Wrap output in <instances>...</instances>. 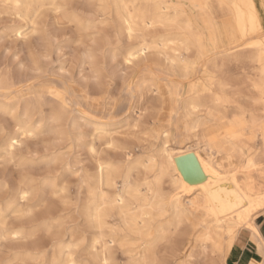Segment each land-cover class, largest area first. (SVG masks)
Here are the masks:
<instances>
[{"label": "bare ground", "instance_id": "1", "mask_svg": "<svg viewBox=\"0 0 264 264\" xmlns=\"http://www.w3.org/2000/svg\"><path fill=\"white\" fill-rule=\"evenodd\" d=\"M46 1L0 0L15 10ZM89 1L97 4L104 18L114 15L119 32L133 42L121 54L125 65L140 62L145 67L144 61L150 59L170 72L155 76L166 83L176 81V109L165 113L162 92L149 91L148 83L143 91L137 90L135 78L118 92L128 94L130 103L117 122L93 117L67 86H61V97L37 95L56 103V115L75 111L93 118L89 122L95 136L107 138L108 149L122 152L119 159L103 158L90 145L94 169L79 177L75 200L91 237L77 239L71 234L51 253L49 264H192L198 258L206 264H225L235 234L241 228L255 229L254 215L264 212V0ZM186 7L204 16L207 29L197 28ZM12 87L11 81L0 80V92L8 94ZM144 92L154 100L153 112L143 124L146 137L124 144L113 134L122 128L139 129ZM135 110L133 119L129 112ZM208 115L220 118L205 128L201 120ZM177 116L181 134L187 140L195 138L182 147L171 144L170 126ZM161 121L169 127L150 155L146 151L154 138L150 126ZM34 130L25 122L16 133L32 135ZM18 142L16 136L9 137L3 152L9 154ZM34 194V188L20 185L5 206L0 205V224H5L6 209L18 213L25 207L30 214L46 201L31 198ZM191 230L198 246L180 257ZM35 250L33 259H38L41 249Z\"/></svg>", "mask_w": 264, "mask_h": 264}, {"label": "rangeland", "instance_id": "2", "mask_svg": "<svg viewBox=\"0 0 264 264\" xmlns=\"http://www.w3.org/2000/svg\"><path fill=\"white\" fill-rule=\"evenodd\" d=\"M185 11L198 29H207L202 14L188 7ZM129 44L133 42L119 32L115 16L104 18L97 4L89 0H48L36 8L20 6L17 10L0 2V80L11 81L13 86L8 94L0 92V205L5 206L22 184L34 188L31 198L46 200L30 214L25 207L23 213L5 210V224H0V264H49L51 253L71 234L77 239L81 236L90 239L92 231L75 200L79 177L94 169L90 145L103 158L119 159L122 153L108 149L107 138L95 136L93 118L81 117L75 111L56 115V103L37 95L61 97V86H67L93 117L117 122L126 115L130 103L128 94L118 92L135 78L137 90L143 91L145 83L149 84V91L159 89L165 103L163 111H175L176 81L166 83L155 76L158 73L165 77L170 72L150 59L144 61L147 67L140 62L125 65L121 54ZM151 96L144 92L139 129H119L114 138L131 144L146 137L143 124L153 112ZM135 112L130 111L129 117L134 119ZM219 118L208 115L201 120L202 126L210 127ZM176 119L174 126H170L177 132L176 137L172 135L171 144L182 147L195 138L190 136L186 140L180 135L182 123L179 116ZM25 122L34 126V133L19 136L17 126ZM165 127L169 124L162 121L150 126L154 135L146 147L150 155L157 149ZM11 136H16L19 142L6 154L2 149ZM217 148L222 151V147ZM61 186L64 191L59 190ZM80 191L82 197L83 190ZM18 231L21 235L13 234ZM194 235L195 230H191V238L187 237L180 257L197 248ZM161 245L165 247L164 243ZM35 249H41L39 260L33 259L38 252ZM192 264H206V260L192 259Z\"/></svg>", "mask_w": 264, "mask_h": 264}, {"label": "crops", "instance_id": "3", "mask_svg": "<svg viewBox=\"0 0 264 264\" xmlns=\"http://www.w3.org/2000/svg\"><path fill=\"white\" fill-rule=\"evenodd\" d=\"M173 132L176 137V130H173ZM180 135H182L181 132ZM237 179L240 182V177H237ZM252 179L256 183L255 176L252 175ZM252 224L255 228L254 232L248 228H241L235 234L225 264H247L248 261H253L255 264L256 261H259L261 257L260 249L264 247V212L254 215Z\"/></svg>", "mask_w": 264, "mask_h": 264}, {"label": "snow or ice", "instance_id": "4", "mask_svg": "<svg viewBox=\"0 0 264 264\" xmlns=\"http://www.w3.org/2000/svg\"><path fill=\"white\" fill-rule=\"evenodd\" d=\"M254 23V20H253ZM261 211H264V206H262ZM252 231L254 232L255 229H252ZM167 234H165V238H166ZM162 242H166V239H162ZM261 252V257L259 259V261H256L255 264H264V247H261L260 249ZM107 264V262H106ZM247 264H254L253 261H248Z\"/></svg>", "mask_w": 264, "mask_h": 264}]
</instances>
